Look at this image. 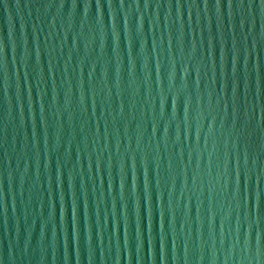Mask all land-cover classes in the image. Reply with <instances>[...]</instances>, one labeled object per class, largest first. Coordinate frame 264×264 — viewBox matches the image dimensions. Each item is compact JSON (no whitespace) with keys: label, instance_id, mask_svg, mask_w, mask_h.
I'll return each instance as SVG.
<instances>
[{"label":"water","instance_id":"1","mask_svg":"<svg viewBox=\"0 0 264 264\" xmlns=\"http://www.w3.org/2000/svg\"><path fill=\"white\" fill-rule=\"evenodd\" d=\"M0 264H264L262 0H0Z\"/></svg>","mask_w":264,"mask_h":264},{"label":"snow or ice","instance_id":"2","mask_svg":"<svg viewBox=\"0 0 264 264\" xmlns=\"http://www.w3.org/2000/svg\"><path fill=\"white\" fill-rule=\"evenodd\" d=\"M262 4H264V0H262Z\"/></svg>","mask_w":264,"mask_h":264}]
</instances>
